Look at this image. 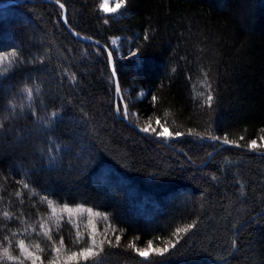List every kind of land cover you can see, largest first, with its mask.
<instances>
[{
  "label": "trees",
  "instance_id": "16d2710c",
  "mask_svg": "<svg viewBox=\"0 0 264 264\" xmlns=\"http://www.w3.org/2000/svg\"><path fill=\"white\" fill-rule=\"evenodd\" d=\"M42 1L0 8V54L17 53L0 65V255L16 257L0 264L30 263L21 241L35 264H264V0H124L116 16L54 0L110 51L121 101L105 51ZM50 204L102 217L97 255ZM149 241L176 246L144 259Z\"/></svg>",
  "mask_w": 264,
  "mask_h": 264
},
{
  "label": "rangeland",
  "instance_id": "374dc122",
  "mask_svg": "<svg viewBox=\"0 0 264 264\" xmlns=\"http://www.w3.org/2000/svg\"><path fill=\"white\" fill-rule=\"evenodd\" d=\"M102 3H105V0H100V5ZM120 3V0H106L105 6L109 9L116 8L115 12L112 11H104L103 9L99 8L102 14L106 16H116L119 15V12L121 11L123 4L121 7L117 8V4ZM115 40V43L113 41ZM112 40V46L115 50L119 48V39ZM157 138H161L164 140L170 139V136L168 135L167 131L165 129H162V132L157 135ZM50 212L51 217L54 220H60V219H66L69 222H71L73 225L78 226V224H84L87 226V230H89V238L92 243L91 247L94 246L96 239L99 234H97V227L95 226L96 223L99 221L100 217L99 214L92 211L89 208L84 207H69V206H57L54 204H50ZM22 252L30 262L29 264H35L36 261L34 260V255H31V253L25 249L22 248ZM148 250V249H146ZM154 253V252H152ZM143 258V257H142ZM147 259V258H144Z\"/></svg>",
  "mask_w": 264,
  "mask_h": 264
},
{
  "label": "snow or ice",
  "instance_id": "6c2138e0",
  "mask_svg": "<svg viewBox=\"0 0 264 264\" xmlns=\"http://www.w3.org/2000/svg\"><path fill=\"white\" fill-rule=\"evenodd\" d=\"M58 2H59V0H58ZM123 3H124V0H120V3L117 4L116 7H117V8L121 7ZM105 4H106V0H105V3H102V4L100 5V8L103 9L104 11H106V12H107V11H112V12H115V11H116V8H111V9H109V8H107V7L105 6ZM60 7L63 8L64 5H63V4H60ZM105 23H107V20H105ZM113 43H115V40L113 41ZM135 54H136V53H132V55H135ZM9 55H11V56H16L17 53H16L15 51H13V52L10 53V54H0V65L5 64V63H9V62H10L9 59H8ZM110 63H111V55H110ZM120 91H121L120 88L117 87V93H118V94L120 93ZM25 92H27L28 97H29V99H30V98H31V95H32L31 90L26 88V89H25ZM153 99H155V97H154ZM206 99H207V102H208V103H211V102H212V100L214 99V97H213V95L211 94V92L208 93ZM141 130H142V131H149V128H143V129H141ZM176 135H180V133H176ZM212 139L215 140V139H218V138H217V137H212ZM241 139H243V137H241ZM223 142H224L225 144L230 143V141H229L227 138H225ZM249 146H250V147H253V148L256 147V141H255V140L250 141V142H249ZM25 187H27V185H25ZM5 215L7 216L8 214L5 213ZM193 223H194V222H193ZM192 227H193V224H189V225L185 226L184 228L177 229V233H182V232H183V233H186V232H188ZM116 239L119 240V237H117ZM61 243H63V241H61ZM152 243H153L152 241H149V243H148V250H139V249H137L138 254H139L141 257H143V258H150L152 252H155V254H157V255L163 256L164 254H166V253H168V252L170 251V247H173V248H174V247L176 246L175 243H173V244H171L170 246H169V245H165L163 248H155V249H153V248H152ZM177 243H178V241H177ZM234 243H235V242H234ZM20 247H21V248L24 247V242H23V241L20 242ZM93 247H94V246H93ZM93 247H89V248H86V249L82 250V252L80 253V255L83 256L85 260H88L89 258L93 257L94 255H97V253H94V251H93ZM4 257H7L8 259H16V257H13V256H11V255L9 254L7 248L3 249V255H0V259H3Z\"/></svg>",
  "mask_w": 264,
  "mask_h": 264
},
{
  "label": "water",
  "instance_id": "95a60500",
  "mask_svg": "<svg viewBox=\"0 0 264 264\" xmlns=\"http://www.w3.org/2000/svg\"><path fill=\"white\" fill-rule=\"evenodd\" d=\"M42 2L52 3V4H55V5H57V6L60 7V4H59L58 2H56V1H54V0H43ZM21 3H23V0H16V1H13V2H10V3L6 4L5 6L16 5V4H21ZM5 6H2V7H5ZM0 8H1V7H0ZM62 10H63L62 22H63V24H64V26H65L67 32H68L73 38H75V39H77V40H79V41H81V42H84V43H88V44H97V43L93 42V40L90 39V38H88V37L78 36V35H76L75 33H73V32L68 28V26H67V12H66V10L64 9V7L62 8ZM97 45L100 46V47L105 51V53H106V55H107V57H108L109 65H110V71H111V73H112V75H113V78H114V84H115V92H116V96H117V97H120V93H119V94L117 93L118 81H117V78H116V76H115V74H114V64H113V60H112V55H111V53H110V51H109L108 49H106L105 47H103V46L100 45V44H97ZM110 55H111V63H110ZM123 121H124V122H127V121H128V120H127V117L123 118ZM127 123H128V122H127ZM135 130H136L137 132H139V133L142 132V130L139 129V128H135ZM211 142H213V141H211ZM214 143H215L216 145L219 146L218 150H219V149H222V148H235V149H237V147L232 146V145H230L229 143H228V144H225L223 141H214ZM213 154H214V153H213ZM213 154H212V155H213ZM255 154H258V155H260V156H264V153H263V152H255ZM212 155H211V156H212ZM211 156H210V157H211Z\"/></svg>",
  "mask_w": 264,
  "mask_h": 264
},
{
  "label": "bare ground",
  "instance_id": "6f19581e",
  "mask_svg": "<svg viewBox=\"0 0 264 264\" xmlns=\"http://www.w3.org/2000/svg\"><path fill=\"white\" fill-rule=\"evenodd\" d=\"M0 7H2V6H0ZM118 87H119V85H118ZM115 94H116V92H115ZM116 98H117L118 101H119V100H120V101L122 100L121 92H120V97H117V96H116ZM126 117H127V116H126ZM127 122H128V121H127ZM127 122H126V123H127Z\"/></svg>",
  "mask_w": 264,
  "mask_h": 264
}]
</instances>
